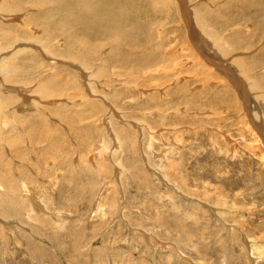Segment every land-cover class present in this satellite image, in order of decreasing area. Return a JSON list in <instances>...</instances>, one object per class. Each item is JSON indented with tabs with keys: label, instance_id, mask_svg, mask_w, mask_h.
<instances>
[{
	"label": "rangeland",
	"instance_id": "rangeland-1",
	"mask_svg": "<svg viewBox=\"0 0 264 264\" xmlns=\"http://www.w3.org/2000/svg\"><path fill=\"white\" fill-rule=\"evenodd\" d=\"M176 1L144 0L141 18L142 1L132 4L153 38L132 24L125 66L110 58L112 38L77 33L79 26L62 23L58 14L42 19L28 4L0 17V28L10 32L9 40L0 36V68L16 66L12 76L0 69V170L18 188L0 186L3 199L18 203L9 215L0 211V264H264V248L254 254L245 243L264 242V163L257 160L264 150L248 155L236 146L231 156L233 141L245 144L243 102L232 85L218 86L219 71H201L188 25L195 35L203 29L183 17ZM186 1L191 13L195 6L217 20L229 18L226 29L215 26L234 44L242 41L239 58H255L250 68L264 58V0H254L252 8L243 0ZM4 46L17 52L7 55ZM222 90L227 103L221 104ZM249 104L262 113L256 100ZM204 109L214 114L192 113ZM15 226L21 237L9 236Z\"/></svg>",
	"mask_w": 264,
	"mask_h": 264
},
{
	"label": "bare ground",
	"instance_id": "bare-ground-1",
	"mask_svg": "<svg viewBox=\"0 0 264 264\" xmlns=\"http://www.w3.org/2000/svg\"><path fill=\"white\" fill-rule=\"evenodd\" d=\"M106 0H20L17 2H13L11 0H0V17H2V19L5 17L6 18V14L5 12L7 11H12V13L14 12H18L20 10L23 11V9H25L27 7V5H31L33 7H36L35 9L38 10V14L41 16L42 19H47V18H53L54 15L58 14V19H66V23H69L70 25L73 26V24H77L79 26L80 30H77V33H82L85 35H88L89 37H92L93 39H104V38H112V48L115 49V55H111L110 58L111 59H115V60H119L120 63H124L123 65L125 66L126 61H128V58L130 57L129 54H122L124 52V46L125 45H129L131 49L132 48V42H130L131 38L133 37V35H135V30L131 29L130 26L132 24H135L137 26V28L139 27V25H141V27L139 28V32L141 34H146L152 39L153 35L151 30H146L145 27L143 26V24H141L137 19L136 16V12H134V6H132V4H136L137 2L139 4H142L139 6V10H138V16L141 18V13H143V11L141 10L143 8V2L144 0H128L127 3L128 6H124L123 3L126 4L125 0H109L108 2H105ZM181 5V10H182V15L184 18L188 19H192L194 18V20L196 21L197 25L200 26L199 28L203 29L204 35L203 36H207L203 38V36L200 34V32H197L195 35L193 31H195V28H193L194 26L191 24H189V29H188V33H189V37L193 40V50L195 51L193 54L195 56L196 61L198 62L197 64H200L199 67H203L202 68V72H207L204 74H216L217 71H219L221 74H216V78L221 79L219 80V85H221L220 87L223 88L224 90H232V88L234 87V89H236V93H238V96L240 97L239 99L243 102L242 105H244L245 108V114H246V118L247 120L245 121V128L244 131L247 133L245 134L246 137L243 136V143L244 146H242L243 148H241L240 143L239 142H232L233 146L230 147L229 151L231 153V156H233L234 153H236V146L239 147L241 150H243V152L247 153L248 155H255L257 154L256 151H262L264 150V109L262 110V113H260L261 111H259V109L255 110L254 108H252L253 106H255V104L252 106L249 104L250 102H255L257 106L259 108H264V73H260L261 71L264 72V58L259 59L257 61H255V63L253 64V67H249L248 64L251 61H254L255 58H252L253 60H245V59H240L239 57L242 54V50H244V46L241 45L240 43L242 42L241 40H234L236 42V44H234L232 41L228 40L227 38H225L227 35H224L215 25H219V26H223V29H226V25L229 24L231 21L227 19H224V17H220V20L216 19V17L211 16L210 14H212V12H208V16H207V10H206V14L203 12V9H200L199 7L195 8V6H193V10L192 13L191 11L187 8V1L186 0H177ZM176 1V2H177ZM189 1V0H188ZM191 1V0H190ZM242 5L243 7H247V8H252L253 6H248L251 5V2H253L254 0H243ZM25 2V3H24ZM106 3L112 5L113 7H111V9L107 10L106 9ZM138 4V5H139ZM26 5V6H25ZM191 6V4H189ZM241 5V6H242ZM123 6V10L121 9H115V7H120ZM49 8V9H47ZM190 8V7H189ZM40 9H44L45 12L41 11ZM162 9V8H161ZM260 10H262L263 14H264V4L262 6L259 7ZM163 10V9H162ZM205 10V9H204ZM2 11V12H1ZM26 12V11H25ZM188 12L189 17L186 15V13ZM190 12V13H189ZM258 12V11H257ZM30 13V12H29ZM29 13H27V18L29 17V19H31L30 17H32L33 15L29 16ZM160 13V12H159ZM169 13V12H168ZM261 13V12H259ZM16 13H14L13 15H15ZM145 14V12H144ZM191 14H194V16H190ZM236 14V13H235ZM9 15V14H8ZM37 15V14H36ZM146 15V14H145ZM158 15V14H157ZM206 15V18L205 16ZM231 15V14H230ZM238 15V14H236ZM35 16V15H34ZM210 16V17H209ZM232 16V15H231ZM38 17V15L36 16ZM35 17V18H36ZM192 17V18H191ZM230 17V16H229ZM237 16H235L236 19ZM151 17H149L150 20ZM34 19V18H33ZM62 19V20H63ZM25 20V19H24ZM32 20V19H31ZM211 20V21H210ZM232 20V19H231ZM260 20V19H259ZM34 21V20H33ZM36 21V20H35ZM61 21V20H60ZM220 21V22H219ZM222 21V23H221ZM234 21V20H232ZM256 21H258V19H256ZM255 21V22H256ZM62 22V21H61ZM229 22V23H228ZM63 23V22H62ZM149 23V21H148ZM221 24V25H220ZM257 24V23H256ZM255 24V25H256ZM260 23L257 24V26H259ZM65 25V23H64ZM10 26V25H9ZM261 26V25H260ZM1 27V26H0ZM135 27V26H133ZM132 27V28H133ZM44 28V27H43ZM47 28V27H46ZM122 29H129L128 32H121ZM17 30V29H16ZM201 30V29H200ZM36 31V30H35ZM49 31V30H48ZM34 32V30H33ZM43 32V31H41ZM224 32V31H223ZM46 33V32H45ZM76 33V35H77ZM151 33V34H150ZM232 34V33H231ZM48 35V34H47ZM0 36L4 38V40H9L10 38V32L9 30H4L0 28ZM56 37V36H55ZM54 37V38H55ZM140 37V36H139ZM231 37V35H230ZM50 38V36H49ZM70 38V37H69ZM135 38V37H133ZM229 38V37H228ZM239 38V37H238ZM232 40L234 38H231ZM70 41H72L73 43L76 40V44L77 46L79 44H81V40L76 37L75 38H70ZM207 40V41H206ZM4 41V42H5ZM199 41V43H198ZM207 42L210 44V46L212 47V49L208 46ZM140 46H143V44L138 41ZM263 43V42H262ZM6 44V42H5ZM86 45V43L84 44ZM88 47L90 46L89 43H87ZM104 45V44H103ZM6 47H9V45H5ZM5 46L3 47L4 50L6 49ZM18 47V46H17ZM87 47V46H86ZM94 47V46H93ZM127 47V46H126ZM91 48V47H90ZM260 52L264 51V45L259 47ZM3 50V51H4ZM8 49H6L4 52L6 53ZM11 52L10 53H6L7 55H11L13 52H17L16 50L13 51L11 48L9 49ZM19 50V49H18ZM236 51V52H232V51ZM13 51V52H12ZM255 51V50H254ZM259 51V50H257ZM2 52V51H1ZM4 53V54H5ZM231 53L229 56L228 54ZM236 53H239V55L237 56ZM5 54V55H6ZM247 54V53H246ZM251 54V53H250ZM256 54V53H255ZM4 55V56H5ZM48 55V53H47ZM245 55V54H244ZM250 56V55H248ZM2 57V56H1ZM9 58V56H8ZM142 58V57H141ZM3 59V58H2ZM4 59H6L4 57ZM3 59V61H5ZM134 59V58H133ZM132 59V60H133ZM9 60V59H8ZM114 60V61H115ZM135 60V59H134ZM153 61V60H152ZM1 62V61H0ZM107 62V61H106ZM105 63V62H104ZM117 63V62H116ZM130 63V62H129ZM128 63V64H129ZM153 63V62H152ZM1 64L3 65V62H1ZM0 64V65H1ZM9 64V63H7ZM131 64V63H130ZM250 65V64H249ZM122 66V65H121ZM123 66V67H124ZM127 66V65H126ZM1 67V66H0ZM16 67V66H15ZM14 66H10L7 68H2L4 69L3 71H6V76L8 75H14L16 68ZM0 68V69H2ZM136 68V67H135ZM260 70V72H258V70ZM151 70V69H150ZM152 71V70H151ZM195 72V71H194ZM158 73V72H157ZM258 73H260L258 75ZM5 77V76H4ZM7 78V77H6ZM12 78V77H11ZM9 79V78H8ZM7 79V80H8ZM182 79V78H181ZM202 79V78H201ZM207 81V80H206ZM216 81V80H215ZM214 82V81H213ZM204 83V82H203ZM221 83V84H220ZM213 84V83H212ZM233 87H232V86ZM216 86V85H215ZM225 86V87H224ZM162 87V86H161ZM160 87V88H161ZM47 88V87H46ZM45 88V90H46ZM42 89V88H40ZM40 89H37V91H39ZM10 90V89H9ZM219 90V89H218ZM14 91V90H13ZM42 91V90H41ZM217 91V90H216ZM238 91V92H237ZM9 92V91H8ZM43 92V91H42ZM47 92V91H46ZM49 92V91H48ZM226 92V91H225ZM92 93V92H91ZM3 94V93H2ZM224 94V91L222 90L219 92L218 91V100H220L219 102L222 104L223 102L227 103L225 98L221 97ZM46 95V94H44ZM164 95V94H163ZM177 95V94H176ZM215 95V94H214ZM236 95V94H235ZM51 96V95H50ZM165 96V95H164ZM255 99V100H254ZM5 100V99H3ZM3 100L0 99V113L3 111ZM212 100V99H211ZM260 102H258V101ZM42 102V101H41ZM215 103V102H214ZM214 105V104H213ZM32 106V105H31ZM187 106V105H186ZM262 106V107H261ZM21 107V106H20ZM216 107V106H215ZM256 107V106H255ZM24 108V107H23ZM9 109V108H8ZM177 109V108H176ZM182 109V108H181ZM29 111V110H28ZM207 111L211 112V110H195V111H191L192 113H196L197 114H205L207 113ZM112 112V111H111ZM183 112V111H182ZM208 114V113H207ZM210 114V113H209ZM211 114H214L213 112H211ZM31 115V114H30ZM164 115V114H163ZM167 115V113H166ZM6 116V115H5ZM40 116V115H39ZM241 116V115H239ZM244 116V115H243ZM121 117V116H120ZM242 117V116H241ZM24 118V117H23ZM237 120V119H236ZM263 120V121H262ZM260 121V122H258ZM130 122V121H129ZM240 122V121H239ZM133 126V125H132ZM179 127V126H178ZM177 126H174L170 129L174 130L176 132ZM208 127V126H207ZM11 128V127H10ZM111 129V128H110ZM168 129V128H167ZM188 129V128H187ZM186 130V129H185ZM209 130H213V131H218L220 133V128H216V130L212 129V127L209 128ZM171 132V130H170ZM153 132L151 131V135ZM114 135V134H113ZM119 135V134H118ZM225 141L227 140V142L229 144H231L230 142L231 137L227 134H225ZM114 136H117V134L115 133ZM240 136H242L240 134ZM240 139H242V137H240ZM224 137V136H223ZM118 139V138H117ZM13 140V139H11ZM116 140V139H115ZM117 141V140H116ZM18 142V141H17ZM120 142V140L118 139V143ZM11 143V142H10ZM28 144V143H27ZM177 144V143H176ZM178 145V144H177ZM119 146V145H118ZM182 146V145H181ZM214 149L216 150V152H220L222 151V149L220 150V148L217 147V145H213ZM7 148V147H6ZM14 148V147H13ZM116 150V149H115ZM162 151V150H161ZM164 149H163V153H164ZM160 153V152H159ZM108 154V153H107ZM155 154V153H154ZM165 154V153H164ZM262 154V153H261ZM158 155V154H157ZM161 156H164L163 154H161ZM160 159V158H159ZM67 160V159H66ZM257 160H261L262 163H264V154L260 157V159L258 158ZM76 161V160H75ZM168 169L174 170L175 166H176V161L175 159H169L168 160ZM62 162V161H61ZM96 167V166H95ZM160 170V169H159ZM162 171V170H161ZM160 171V172H161ZM139 172V171H138ZM145 173V172H144ZM7 175V174H6ZM1 170H0V186L1 184L6 185L5 188L10 190L11 192H16L17 191V185H15L14 181L7 177ZM129 175V174H128ZM141 175V174H140ZM146 176V175H145ZM131 177V175H130ZM137 178H139V176H137ZM143 178V177H142ZM145 179H147L146 177H144ZM131 180V179H130ZM142 181V180H141ZM143 182V181H142ZM141 182V183H142ZM148 182V181H147ZM132 183V182H131ZM27 185V184H26ZM26 187V186H25ZM21 188V187H20ZM29 190V189H28ZM9 191V192H10ZM9 192H5V193H9ZM118 193V192H117ZM181 193V192H180ZM112 194V193H111ZM110 194V195H111ZM182 194V193H181ZM185 195V194H184ZM100 197V196H99ZM133 197V196H132ZM9 196H6L5 199H3V196L0 194V211L6 214H10L8 211L10 210H17V204L15 203V199L11 200L9 199ZM105 198V197H104ZM108 198V197H106ZM134 198V197H133ZM29 199V198H28ZM130 198H128L129 200ZM137 199V198H136ZM106 200V199H105ZM29 201H32L31 199ZM35 201V200H34ZM100 200H98L97 202V208L101 206H103L101 204V202H99ZM116 201V200H115ZM17 202V201H16ZM36 202V203H35ZM33 202L35 204L36 207L41 208V206L39 205V203L37 201ZM104 202V201H103ZM110 202V201H109ZM108 202V203H109ZM114 202V201H113ZM132 202V201H131ZM118 203V202H117ZM130 203V202H129ZM115 204V203H114ZM217 204V203H215ZM108 205V204H106ZM113 204H111L110 207ZM116 206V204L114 205ZM45 207V206H44ZM43 207V208H44ZM213 207V206H212ZM215 208V207H214ZM42 209V208H41ZM7 210V211H6ZM45 210V209H44ZM48 210V209H47ZM97 210V209H96ZM101 211L100 214H105L106 211H103V209H99ZM109 210V209H108ZM217 210V209H216ZM98 211V210H97ZM129 211V210H128ZM135 211V210H133ZM11 212V211H10ZM17 212V211H15ZM119 212V211H118ZM35 213V212H33ZM38 213V212H37ZM43 213V212H42ZM47 213V211H46ZM127 213V212H126ZM125 213V214H126ZM131 213V212H130ZM44 214V213H43ZM42 214V215H43ZM49 214L54 218L55 213H51L49 212ZM60 214V213H59ZM2 215V218H3ZM120 215V214H119ZM128 215V214H127ZM215 215H217L216 211H215ZM44 216V215H43ZM39 217V216H38ZM104 217V216H103ZM6 220L3 221H7L9 220L7 217ZM127 218V217H126ZM33 219L38 220L39 218L34 217ZM55 220V219H53ZM135 220V219H134ZM137 220V219H136ZM157 221H159L160 223H164L162 218H156ZM42 221V220H41ZM125 221V220H123ZM132 221V219H131ZM139 221V220H138ZM43 222V221H42ZM7 224H14V222L12 220H9L6 222ZM120 223V222H119ZM127 223V222H125ZM129 223V222H128ZM178 223V222H176ZM2 224V223H1ZM4 224V223H3ZM2 224V226H3ZM161 224V225H162ZM21 225V224H20ZM133 227V226H132ZM227 227V226H226ZM230 227V226H229ZM19 227L15 226L13 233H10V237H12L13 235H18L20 236V231L18 229ZM26 228V227H25ZM228 228V227H227ZM29 229V228H28ZM135 230V229H134ZM230 230V229H228ZM5 231V230H3ZM102 232V231H101ZM227 232V230H226ZM230 232V231H229ZM7 233V232H6ZM148 234V233H146ZM23 236V235H22ZM244 236V235H243ZM181 238V237H180ZM231 238V237H230ZM246 238V236L244 237ZM13 245H16L18 242L15 241V239H13ZM261 240H254L251 238H246V245L248 246V251H250L251 253H254L255 251L264 248V242H258ZM23 242V241H22ZM16 243V244H15ZM230 243V242H229ZM232 243V242H231ZM230 245V244H229ZM45 251V250H44ZM179 253V252H178ZM255 254V253H254ZM98 255V254H97ZM255 261V257L252 258ZM252 264H255L254 262Z\"/></svg>",
	"mask_w": 264,
	"mask_h": 264
}]
</instances>
